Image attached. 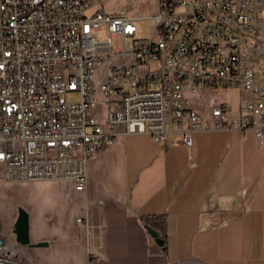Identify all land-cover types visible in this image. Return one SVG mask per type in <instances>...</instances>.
<instances>
[{"label": "built area", "instance_id": "2783aa9c", "mask_svg": "<svg viewBox=\"0 0 264 264\" xmlns=\"http://www.w3.org/2000/svg\"><path fill=\"white\" fill-rule=\"evenodd\" d=\"M98 1L0 0V168L7 182L67 179L84 192L89 160L118 134L162 142L177 132L189 148L196 130L252 129L263 144L264 0H155L145 39H136L135 21L147 16L126 9L87 16ZM218 88L247 93L238 114L227 100L208 116L199 112L193 102ZM73 92L78 98L66 100ZM101 104L109 131L93 108ZM98 207L86 200L76 218L88 264L106 259ZM25 258L0 225V264H30Z\"/></svg>", "mask_w": 264, "mask_h": 264}, {"label": "crops", "instance_id": "0c3cea01", "mask_svg": "<svg viewBox=\"0 0 264 264\" xmlns=\"http://www.w3.org/2000/svg\"><path fill=\"white\" fill-rule=\"evenodd\" d=\"M230 90L238 92L229 101L238 114L247 93ZM191 139L188 148L177 132L162 142L118 134L89 160L85 191L68 189L76 203L68 219L31 236L48 250L22 246L30 259L23 262L88 264L76 218L90 200L99 204L106 254L94 264H264V142L236 128L196 130Z\"/></svg>", "mask_w": 264, "mask_h": 264}, {"label": "rangeland", "instance_id": "374dc122", "mask_svg": "<svg viewBox=\"0 0 264 264\" xmlns=\"http://www.w3.org/2000/svg\"><path fill=\"white\" fill-rule=\"evenodd\" d=\"M155 0H99L87 9L85 14L90 16L97 10H102L106 14H116L122 9L127 10L130 16H147L138 19L135 24L138 28L136 39L148 38L153 30L154 21L148 16L154 13ZM101 39L106 37L103 30L100 31ZM127 47L132 45L131 39L125 40ZM119 48L118 38L114 39V49ZM204 97L201 101L193 102L201 114L208 116V110L211 106L218 104L220 101L228 100L237 101L238 92L230 89H214L211 92L204 90ZM193 95V94H192ZM66 100H76V92L67 93ZM96 111L97 120L102 124L103 130H109V126L103 123L105 105L93 106ZM72 188V183L67 179H52L34 182H7L0 168V225L7 241L15 242L13 233L14 223L18 214V208H24L29 214V235L35 238L37 236V227L48 222H62L68 219L71 205H75L73 198L67 193ZM33 242V241H31ZM16 243V242H15ZM17 244V243H16ZM20 248L22 245L17 244ZM42 251H47L48 247H35ZM21 250H27L22 248ZM27 257V256H26ZM27 261L30 259L27 257Z\"/></svg>", "mask_w": 264, "mask_h": 264}, {"label": "water", "instance_id": "95a60500", "mask_svg": "<svg viewBox=\"0 0 264 264\" xmlns=\"http://www.w3.org/2000/svg\"><path fill=\"white\" fill-rule=\"evenodd\" d=\"M149 232L153 236H157L156 231L149 228ZM13 233L15 235V242L22 246H30V247H42L47 246L46 241H37L31 242L30 235H29V214L28 212L22 208H18V214L14 223ZM161 243L162 240L158 239Z\"/></svg>", "mask_w": 264, "mask_h": 264}, {"label": "trees", "instance_id": "16d2710c", "mask_svg": "<svg viewBox=\"0 0 264 264\" xmlns=\"http://www.w3.org/2000/svg\"><path fill=\"white\" fill-rule=\"evenodd\" d=\"M153 219H155V218L153 217ZM161 223H162V226L160 227V229L162 231V235L164 236V234H165V226L163 225V222H161Z\"/></svg>", "mask_w": 264, "mask_h": 264}, {"label": "bare ground", "instance_id": "6f19581e", "mask_svg": "<svg viewBox=\"0 0 264 264\" xmlns=\"http://www.w3.org/2000/svg\"><path fill=\"white\" fill-rule=\"evenodd\" d=\"M41 2H49V0H41Z\"/></svg>", "mask_w": 264, "mask_h": 264}]
</instances>
